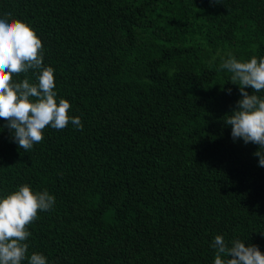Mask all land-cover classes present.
<instances>
[{
    "label": "trees",
    "instance_id": "trees-1",
    "mask_svg": "<svg viewBox=\"0 0 264 264\" xmlns=\"http://www.w3.org/2000/svg\"><path fill=\"white\" fill-rule=\"evenodd\" d=\"M5 14L35 29L83 124L47 127L24 152L0 118V197L23 184L55 196L28 226L29 255L214 264L218 234L264 252L259 146L233 140L223 118L242 97L218 70L229 53L264 57V0H0Z\"/></svg>",
    "mask_w": 264,
    "mask_h": 264
},
{
    "label": "clouds",
    "instance_id": "clouds-1",
    "mask_svg": "<svg viewBox=\"0 0 264 264\" xmlns=\"http://www.w3.org/2000/svg\"><path fill=\"white\" fill-rule=\"evenodd\" d=\"M218 70L230 74L228 80L239 86L242 97L223 120L231 126L234 141L242 139L245 144L259 146L254 155L264 167V57L240 60L229 53ZM30 71L35 81L28 76ZM54 71L44 65L43 42L35 29L10 14L0 16V118L24 152L43 141L47 127L63 130L71 124L83 129L81 118L70 115L71 103L57 100ZM21 76L24 78L16 79ZM54 205V195L47 190L33 191L28 184L0 197V264H48L44 254H28L26 241L32 235L28 226ZM211 247L215 249L214 264H264V252L239 239L229 245L218 234Z\"/></svg>",
    "mask_w": 264,
    "mask_h": 264
}]
</instances>
